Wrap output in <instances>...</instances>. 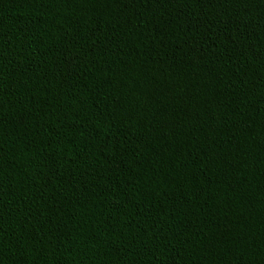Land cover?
<instances>
[{"label": "trees", "instance_id": "trees-1", "mask_svg": "<svg viewBox=\"0 0 264 264\" xmlns=\"http://www.w3.org/2000/svg\"><path fill=\"white\" fill-rule=\"evenodd\" d=\"M0 264H264V0H0Z\"/></svg>", "mask_w": 264, "mask_h": 264}]
</instances>
